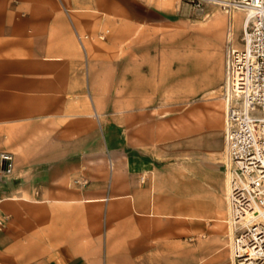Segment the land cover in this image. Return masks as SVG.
Segmentation results:
<instances>
[{
	"label": "crops",
	"instance_id": "0c3cea01",
	"mask_svg": "<svg viewBox=\"0 0 264 264\" xmlns=\"http://www.w3.org/2000/svg\"><path fill=\"white\" fill-rule=\"evenodd\" d=\"M180 1L0 0V264H233L226 48Z\"/></svg>",
	"mask_w": 264,
	"mask_h": 264
},
{
	"label": "built area",
	"instance_id": "2783aa9c",
	"mask_svg": "<svg viewBox=\"0 0 264 264\" xmlns=\"http://www.w3.org/2000/svg\"><path fill=\"white\" fill-rule=\"evenodd\" d=\"M204 12L219 0H183ZM230 18L244 11L242 45L229 40L225 70V154L234 264H264V0H228ZM81 39L80 36H78ZM14 169V155L0 149V174ZM2 221L0 219V226Z\"/></svg>",
	"mask_w": 264,
	"mask_h": 264
},
{
	"label": "rangeland",
	"instance_id": "374dc122",
	"mask_svg": "<svg viewBox=\"0 0 264 264\" xmlns=\"http://www.w3.org/2000/svg\"><path fill=\"white\" fill-rule=\"evenodd\" d=\"M180 8H179V12H181L182 16L185 19V23L191 25H194L196 27L199 26L198 29H196V35L200 38H212V39H217L219 34H222V37L224 39V45L225 48L227 49V45L229 43L228 39H227V29L229 27V22L230 21V17L228 12L225 11V9L223 8V6H215L212 8V10H210L211 14L213 15L214 12L216 11H221V13L223 14L222 16V21L221 24H217L213 27H211L210 21H211V16H206L207 18L205 19L204 17V13L207 12L209 10L210 7H208L207 9H205L204 12H199L196 11L195 9H193L189 4H187L186 2H184L183 0L180 1ZM240 10H236L234 12V16H233V20H232V29H233V43L234 45L239 43V47L242 45V41L240 39L241 36V22L244 16V13ZM217 26V27H216ZM174 36H170V38H173ZM180 39H188L191 37L190 32L188 31V29H185L183 31L179 32V36H176ZM231 40V38H230Z\"/></svg>",
	"mask_w": 264,
	"mask_h": 264
},
{
	"label": "bare ground",
	"instance_id": "6f19581e",
	"mask_svg": "<svg viewBox=\"0 0 264 264\" xmlns=\"http://www.w3.org/2000/svg\"><path fill=\"white\" fill-rule=\"evenodd\" d=\"M226 1H228V0H219L218 1V4L219 5H210V6H208V7H210V8H213V7H217V6H220V5H224V4H226ZM209 8V9H210ZM236 10H240V9H233L232 10V12H231V18H230V21L228 20V22H229V27H228V29H227V39H228V41L230 40V38H231V41H232V43H233V38L231 37V31H232V20H233V16H234V12L236 11ZM209 11L210 10H208L207 12H205L204 13V17H208V16H211L212 14L211 13H209ZM240 11H242V10H240ZM239 11V12H240ZM243 13H244V11H242ZM222 16H223V14L221 13V11H216V12H214L213 13V15H212V20H211V27H213V26H215V25H217V24H219V23H221V18H222ZM230 17V16H229ZM244 18H245V13H244V16H243V19H242V22H241V28H242V24H243V21H244ZM234 45V44H233ZM235 46V45H234ZM237 47H239V46H237ZM226 92V91H225ZM225 99H226V96H225V94H224V102H225ZM227 174V173H226ZM228 174H227V177L225 178V197H226V200H227V203H228V198H227V192H228ZM228 205H229V203H228ZM224 221H226L227 222V225H228V227L226 228V239H227V245L229 246L230 245V250H229V252H230V256H231V240H232V237H231V232H232V227H231V224H230V219H229V212H228V217H226V218H224ZM232 235H233V233H232ZM226 245V246H227ZM231 261L233 262V260H232V258H231ZM231 261H230V263H231ZM234 264V263H233Z\"/></svg>",
	"mask_w": 264,
	"mask_h": 264
}]
</instances>
